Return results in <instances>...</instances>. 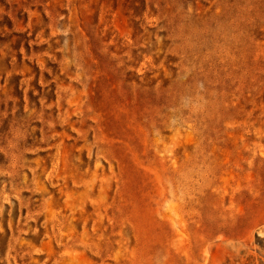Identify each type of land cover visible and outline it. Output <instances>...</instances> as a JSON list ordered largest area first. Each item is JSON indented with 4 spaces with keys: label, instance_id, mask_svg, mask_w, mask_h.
<instances>
[{
    "label": "rangeland",
    "instance_id": "rangeland-1",
    "mask_svg": "<svg viewBox=\"0 0 264 264\" xmlns=\"http://www.w3.org/2000/svg\"><path fill=\"white\" fill-rule=\"evenodd\" d=\"M0 264H264V0H0Z\"/></svg>",
    "mask_w": 264,
    "mask_h": 264
}]
</instances>
